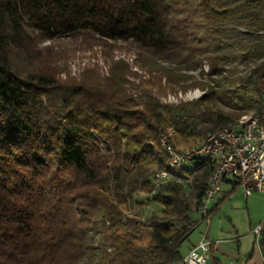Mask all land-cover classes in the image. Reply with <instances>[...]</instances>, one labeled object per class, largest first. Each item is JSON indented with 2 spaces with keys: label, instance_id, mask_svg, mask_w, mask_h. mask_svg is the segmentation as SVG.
I'll list each match as a JSON object with an SVG mask.
<instances>
[{
  "label": "trees",
  "instance_id": "1",
  "mask_svg": "<svg viewBox=\"0 0 264 264\" xmlns=\"http://www.w3.org/2000/svg\"><path fill=\"white\" fill-rule=\"evenodd\" d=\"M262 34L264 0H0V264H179L213 165L190 163L187 187L149 198L161 139L196 145L242 116L264 120ZM63 38L198 68L202 81L181 88L204 94L163 105L159 79L128 87L121 62L61 82L37 43ZM231 39L232 57L220 52ZM237 57L254 63L248 74ZM140 195L159 205L144 220Z\"/></svg>",
  "mask_w": 264,
  "mask_h": 264
},
{
  "label": "rangeland",
  "instance_id": "2",
  "mask_svg": "<svg viewBox=\"0 0 264 264\" xmlns=\"http://www.w3.org/2000/svg\"><path fill=\"white\" fill-rule=\"evenodd\" d=\"M238 38L242 40L245 36L238 35ZM235 40L226 41L220 52L226 56H231ZM262 41H264V34H262ZM37 47L41 50L40 56L47 60L48 65L51 69L53 68V72L61 82L70 80L80 82L83 78L88 79L93 75L94 77L98 75L100 79H104L109 76L112 63L121 62L127 69L125 80L128 87L145 88L146 83L153 82L155 78H157L155 81L159 79L164 90L157 95V98L163 105L172 106L196 101L204 94L196 87H188L185 91L181 88V86H189L193 82L202 81L198 68L194 71H185L175 63L150 58L124 43L100 45L88 39L69 40L63 38L54 41H40L37 43ZM235 64L238 73L241 75L248 74L254 65L252 61H242L238 57L235 58ZM206 71L207 67H203V72ZM262 71H264V67H262ZM153 91H157L155 86H153ZM229 103V99L218 98L215 108L228 111ZM246 116H252V114ZM168 134L169 137L172 135L170 131ZM198 144H184L175 141L173 148L186 150ZM159 158L161 159L160 155ZM191 167V165L188 166V168ZM228 180L231 179L228 178ZM146 198L148 196L140 195L137 201L144 205V215L148 217L149 213L159 210V205L149 202ZM192 218L197 221V226L181 245L180 252L183 257L189 248L196 245L202 238L211 242L228 240L222 243V246L235 250L238 247L242 251L252 245L256 247L251 230L264 218V193L253 190V194L248 196L247 202H245L242 188H239L212 212L208 225L200 222L199 214H194ZM214 254V258L219 260L220 264H229L231 261L227 254L218 252ZM207 264H214V261L209 259Z\"/></svg>",
  "mask_w": 264,
  "mask_h": 264
},
{
  "label": "built area",
  "instance_id": "3",
  "mask_svg": "<svg viewBox=\"0 0 264 264\" xmlns=\"http://www.w3.org/2000/svg\"><path fill=\"white\" fill-rule=\"evenodd\" d=\"M161 151L167 153L173 162L195 163L199 162V155L217 154L218 166L215 169L213 185L208 190L205 204L199 208L200 222L206 225L210 222L212 203L223 194L224 186L242 188L244 197L255 190L264 193V120L259 117L252 119L249 126L237 129L234 132H223L222 136H210L208 144L199 146L189 154L177 153L165 140L160 142ZM190 177L185 174V179ZM230 178L231 180H228ZM171 183V176L156 171L151 175L152 198L166 183ZM184 186V181L173 182ZM145 215L141 216L144 220ZM254 243L264 253V218L251 230ZM214 242L202 238L195 246L191 247L179 264H206L211 256Z\"/></svg>",
  "mask_w": 264,
  "mask_h": 264
},
{
  "label": "bare ground",
  "instance_id": "4",
  "mask_svg": "<svg viewBox=\"0 0 264 264\" xmlns=\"http://www.w3.org/2000/svg\"><path fill=\"white\" fill-rule=\"evenodd\" d=\"M252 119H256V116H246V115L242 116L239 119L238 123L235 124L233 127L229 128V129H226V130H220V131H216V132H213V133H209L201 142H199V144L197 146H194V147L186 149V150H177V149L176 150L174 149V150L177 153L189 154L191 151H194L199 146H201L203 144H208V142L210 141V136H212L213 134H214V136H222L223 132H234V131H237V129L249 126L250 121ZM162 138H163V140H165L167 142L165 137H162ZM161 141H162V139H161ZM153 157H155L156 160H159V156L156 153L153 154ZM199 160H207L210 163H212V165H213L212 174H211V177H210V179L208 181L207 191H206L205 197H204L202 205H201V208H202L203 204H205V198H207V196H208V190L210 189V186L213 185V178H215V169H217V166H218V158H217V154H210V156H208V158H207V155H199ZM189 164L190 163H180V164L177 165V163L173 162L167 156L166 168L164 170H160V171L163 174L171 176V179L173 180V182H182V181H184V187H187L188 186L187 184H190V183H189L188 177L185 179V174H184V172H182V168L186 167ZM156 171H158V170H155L152 173V175H155ZM186 193H187V191H186Z\"/></svg>",
  "mask_w": 264,
  "mask_h": 264
},
{
  "label": "crops",
  "instance_id": "5",
  "mask_svg": "<svg viewBox=\"0 0 264 264\" xmlns=\"http://www.w3.org/2000/svg\"><path fill=\"white\" fill-rule=\"evenodd\" d=\"M237 189L239 188H232L228 184L225 185L223 194L215 200L216 202L214 201V203L212 204V212H214L224 201L228 200L230 196ZM243 196H244V193H243ZM247 198L248 196L244 197L245 202H247ZM227 241L228 240L214 242L212 249H211V256H210V259L214 261V264H220V261L214 258V255H215L214 253H217V252L227 254L231 259L229 264H264V253H262L259 247L257 246L255 247L252 245L251 247H247V249L243 251L241 250L240 247L236 248L235 250L227 246H222V243H225Z\"/></svg>",
  "mask_w": 264,
  "mask_h": 264
}]
</instances>
